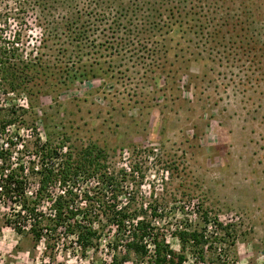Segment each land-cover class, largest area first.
I'll list each match as a JSON object with an SVG mask.
<instances>
[{"label":"rangeland","instance_id":"1","mask_svg":"<svg viewBox=\"0 0 264 264\" xmlns=\"http://www.w3.org/2000/svg\"><path fill=\"white\" fill-rule=\"evenodd\" d=\"M182 1L216 8L225 19L244 12L239 19L248 16L251 28L263 27L264 32V0ZM162 5L163 0H0V49L6 47L8 55L15 47L25 59L39 56L49 61L54 72L69 58L70 67L75 60L76 66L102 64L106 69L99 77L69 85L53 75L44 92L36 95L28 89H10L1 79L0 87L6 91L26 94L30 107L2 110L12 126L0 142L18 134L17 129L34 127V138H21L27 149L36 150V139L55 150L67 146L65 167L84 176L75 184L80 181L79 187L85 189L91 188L95 174L106 179L107 165L124 147L158 143L162 149L158 164L170 169L171 179L163 192L154 190L159 195L150 203L151 209L158 205L164 209L157 216L160 224L152 226L155 238L161 230L171 248L180 251L175 228L183 224L192 229L207 210L211 221L217 218L233 225L234 244L228 249L221 245L222 259L264 264V72L240 55L222 62L194 60L201 49L194 34L183 38L179 32L165 34L167 29L153 27L151 8ZM78 35L83 44L69 42ZM69 90L71 95L62 97ZM12 167L19 173L20 166ZM58 178L52 175L46 195L60 191L54 184ZM36 180L35 174L22 175L16 188L22 202L0 192V264H150V255L139 258L123 247L112 252L114 222L110 224L103 213L107 205L101 203L100 209L96 200L89 204L101 210L95 217L100 236L91 247H80L76 230L65 223L36 242L27 228L31 216L19 212L21 203L42 211L38 218L42 226L54 225L46 218L51 199L24 192ZM133 191L129 218L148 219L142 205L150 199L139 187ZM99 193L107 195L103 189ZM193 200L196 210L199 205L195 221L190 209H183ZM117 253L128 260L113 261ZM185 264H196L191 253Z\"/></svg>","mask_w":264,"mask_h":264},{"label":"trees","instance_id":"2","mask_svg":"<svg viewBox=\"0 0 264 264\" xmlns=\"http://www.w3.org/2000/svg\"><path fill=\"white\" fill-rule=\"evenodd\" d=\"M167 3V4H166ZM180 4H183L181 7ZM181 0H163L162 9L152 7L150 18H154L153 27L162 31L166 30L165 34L180 33L183 38H187L188 34H194L198 42L196 43L200 50L195 53L194 60H202L206 62H222L223 58H232L234 55L237 59L240 55L241 59L245 61L251 60L259 70L264 72V32L263 27L251 28L250 20L248 16L245 19L240 20L239 15H229L225 18L219 15L216 8L206 7L205 5H188ZM244 15V14H243ZM253 23V22H252ZM254 24V23H253ZM77 34V33H76ZM79 35L71 37L70 43L74 42V39L78 42L77 46L83 44L79 42ZM47 39H45L46 41ZM214 42L213 45L210 43ZM181 42H179L180 44ZM85 44V43H84ZM223 46L225 49H220ZM182 50V49H181ZM8 55L7 48L0 49V72L1 79L10 89H28L33 95L41 94L44 92V84L47 83L49 77H59L62 79V84L69 85L76 80L91 79L99 77L106 70L102 64L98 65H79L76 66V62L73 60L72 67L69 63L71 58L67 60L64 67H59L57 71H51L50 62L42 57H35L34 59H25L22 55L17 54V49L13 47ZM107 72V71H106ZM35 88L37 91H35ZM5 113L0 109V123L6 122ZM9 122V121H7ZM4 125V124H2ZM0 157L4 158V153L0 152ZM1 160V159H0ZM18 171L13 170L10 173H6L4 166L0 168V192L6 197H12L14 188L20 185ZM70 167H66L63 171V181L66 180L71 174ZM53 172H47L44 174L41 180V190L37 197L42 198L44 190L47 186L53 182ZM15 187H12L15 185ZM76 197L73 193H68L67 196L59 195L54 200V209H56V216L54 219H50L54 225L46 224V227L42 226L41 219L36 216V208L28 207L24 205L28 214L35 216L34 224L30 227L29 231L33 234L36 242H39L44 236V229L57 230V225H60L63 221H69L70 230L78 231V241L82 244V247L89 248L94 244V240H97L100 236L99 229H94L92 225H88L98 218V214H92L91 210L94 208L92 204H89L86 208H75L71 206L74 204ZM117 198V197H114ZM105 207L109 209L103 210L106 214V219L112 222L116 221L117 231L115 234L114 247L116 250L121 240H127L126 252H133L137 257L144 258L148 255V251L143 243V238L154 228L147 220H142L134 227V231L131 237H125V219L129 217V214L124 210H116L112 204L103 202ZM102 203V204H103ZM112 207V208H110ZM82 214V219H78V215ZM156 215V214H155ZM201 221L196 223L192 229H185L177 231V236L180 240L181 249L176 251L166 242L164 233L158 230L156 234V253L152 257L150 264H185L188 261V253H191L195 257L196 264H231L226 259H222L220 252H222V244H225L227 249L234 244V230L232 224H225L220 222L217 218L214 219V229L209 230L207 227L210 222L209 211H204L200 215ZM74 228V229H73ZM104 228V227H103ZM101 230H104V229ZM19 231L22 229L19 228ZM129 256L124 255L118 258V253L115 255L113 261L120 260L125 262ZM234 264V263H232Z\"/></svg>","mask_w":264,"mask_h":264},{"label":"built area","instance_id":"3","mask_svg":"<svg viewBox=\"0 0 264 264\" xmlns=\"http://www.w3.org/2000/svg\"><path fill=\"white\" fill-rule=\"evenodd\" d=\"M85 84L86 81H83L82 85ZM71 92L72 90L65 91L64 93H62V97H69L71 95ZM6 101L8 102L6 103ZM11 101L12 103H10ZM16 101L18 102V104H16ZM9 106H15L16 108H20V110L25 111L30 107V100L26 94H21L20 96H18L15 91H6L2 87H0V109H10ZM7 121L0 123V136L3 133H11L10 127L12 126V122L11 120ZM36 130L39 131L40 127H38ZM17 132L18 134H16L15 136L12 135L11 137H3L1 139L0 152L4 153V158L2 159V157H0V164H3L5 166L4 169L6 173H10V171L16 170V168H13L12 166H20L17 167L20 169L19 176L17 177L19 181L23 174L26 176H28L29 174L37 175V180L35 181L36 183L32 184V186H27L24 191L26 196L29 197H37L39 191L41 190V180L44 174H46L47 172H53L54 176L59 177L58 179H55L54 184H57L60 191L53 195H46V192H49V189L53 184L52 182L50 185L47 186V189L43 192V194H45L44 196H46L48 199H51V211L47 213L48 215L46 214V218H48L49 221L50 219H54L56 216V209H54V200L59 195H62L64 197L67 196L68 193L78 195L74 204H71V206H74L75 208H86L87 206H89V201L96 200L95 204H97L100 209L102 207L101 203L105 202L111 205L114 204L115 209L118 211L124 210L128 213V206L130 200L132 199V193L134 192L133 190L139 187L141 190L140 193H144L145 196L150 199V201L144 202L142 205L144 209L148 210V219H145V216H137L132 220L129 217L126 218L124 221L126 226L125 237H131L134 231V227H136L142 220H150L152 222V226H155V224H160L159 217L157 216L159 214H162L164 209L161 205H158L154 209H151L150 203L152 201V198H157L159 195L154 192V190H159L161 192L164 191V184L171 179V171L169 168L161 167V165L158 164V160L162 156V149L158 143H149L146 146L138 147L136 149L124 147L120 150L118 156L116 157V160L113 161L112 164L107 165L105 171L106 179L101 180L100 175L98 177L97 174H95L93 175V177L91 176V188L89 187L88 189H85L84 187H79L80 181L77 182V185L75 184L76 181H78L80 178L81 180L84 178V176L80 173H72L66 180L63 181V171L66 168L65 159L68 154L67 146H63L55 150L52 149V147L48 148L47 146H45L44 142L39 139H36V148H34L36 150L30 149L31 151H29L26 146V140L21 138H34L36 136V131H34V127H22L20 129H17ZM22 156L27 157L29 160L24 161V158ZM6 161L8 162V164H6ZM15 186L16 184L12 187ZM101 189H103L107 195H105L104 193H99ZM118 189L120 190V193H117ZM19 193V189L17 190L16 188H14L12 197L10 198H14L17 201L22 202V195ZM114 194H116L117 198H113ZM98 195H101L102 199L99 200ZM17 198H19L20 200H18ZM79 199L82 200V205L79 204ZM24 205H26V203L20 204L19 212L28 213L27 210L24 208ZM102 205L105 204L103 203ZM195 206L196 203L193 200L190 206L187 205L183 208L187 210L190 209V211L192 212L191 217L194 218V221L199 215V205L197 210L195 209ZM100 209L94 206L91 212L95 215L101 212ZM36 214L38 218H41L43 216V213L39 208H36ZM232 217L233 215H231L230 220H233ZM30 218H32V220L30 221L29 226H27V228L29 229L34 224V221L36 219L34 215H31ZM78 219H82V214L78 215ZM96 222L97 221L94 220L92 223H88V225H92L94 229H99V225ZM64 223L67 225L70 224L69 221L65 220L60 225H57V229ZM114 226L115 229L113 230V232L114 234H116V221L114 222ZM44 227H46V225ZM207 227L209 230L214 229L213 221L208 222ZM176 229L185 230V227L183 224H181L178 226V228H175V230ZM52 231L53 230H48L47 228H45L44 236L42 237V239H46V234L52 233ZM153 233L154 231H150L143 238V243L150 257L154 256V254L156 253V238ZM75 236L76 243L79 244L80 247H82V244L78 241L77 230ZM126 242L127 240H121L118 249L116 250V248L114 247V241H110L112 245V252H117L121 247L126 249Z\"/></svg>","mask_w":264,"mask_h":264}]
</instances>
